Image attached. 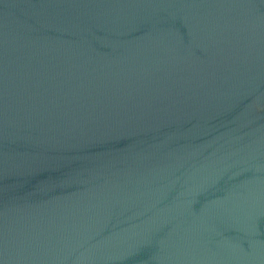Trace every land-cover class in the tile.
<instances>
[{
	"label": "water",
	"instance_id": "95a60500",
	"mask_svg": "<svg viewBox=\"0 0 264 264\" xmlns=\"http://www.w3.org/2000/svg\"><path fill=\"white\" fill-rule=\"evenodd\" d=\"M0 264H264V0H0Z\"/></svg>",
	"mask_w": 264,
	"mask_h": 264
}]
</instances>
